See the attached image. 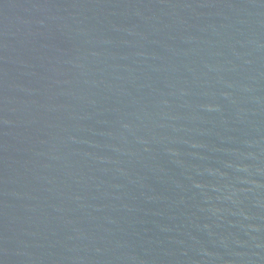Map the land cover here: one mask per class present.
I'll list each match as a JSON object with an SVG mask.
<instances>
[{
  "label": "water",
  "instance_id": "95a60500",
  "mask_svg": "<svg viewBox=\"0 0 264 264\" xmlns=\"http://www.w3.org/2000/svg\"><path fill=\"white\" fill-rule=\"evenodd\" d=\"M0 62L131 264H264V0H0Z\"/></svg>",
  "mask_w": 264,
  "mask_h": 264
}]
</instances>
